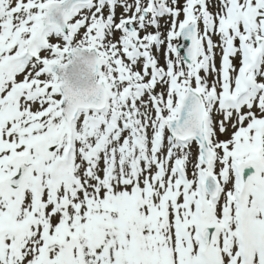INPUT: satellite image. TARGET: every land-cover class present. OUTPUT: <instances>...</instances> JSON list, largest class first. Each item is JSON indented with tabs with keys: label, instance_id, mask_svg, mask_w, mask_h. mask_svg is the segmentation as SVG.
Returning a JSON list of instances; mask_svg holds the SVG:
<instances>
[{
	"label": "snow or ice",
	"instance_id": "snow-or-ice-1",
	"mask_svg": "<svg viewBox=\"0 0 264 264\" xmlns=\"http://www.w3.org/2000/svg\"><path fill=\"white\" fill-rule=\"evenodd\" d=\"M0 264H264V0H0Z\"/></svg>",
	"mask_w": 264,
	"mask_h": 264
}]
</instances>
